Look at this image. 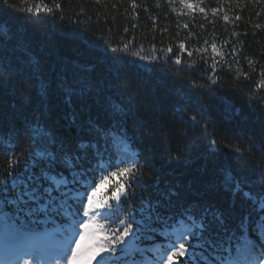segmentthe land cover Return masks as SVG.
Here are the masks:
<instances>
[{"label": "trees", "instance_id": "16d2710c", "mask_svg": "<svg viewBox=\"0 0 264 264\" xmlns=\"http://www.w3.org/2000/svg\"><path fill=\"white\" fill-rule=\"evenodd\" d=\"M64 158L74 182L46 198ZM103 180L125 192L85 222ZM261 205L264 0H0V264H52L31 244L84 224L99 264H167L180 244L173 264H264Z\"/></svg>", "mask_w": 264, "mask_h": 264}, {"label": "snow or ice", "instance_id": "6c2138e0", "mask_svg": "<svg viewBox=\"0 0 264 264\" xmlns=\"http://www.w3.org/2000/svg\"><path fill=\"white\" fill-rule=\"evenodd\" d=\"M186 7H192L191 5H186ZM50 11V10H49ZM37 12H39V9H37ZM227 19V17H225ZM184 45H181V48H183ZM213 50H215V45H213ZM179 63V61H177ZM88 70H91L89 68ZM127 127L123 128H113L109 135L113 138V146L115 149H118L121 145H123L125 148L130 147L127 142ZM82 149L86 148V144L80 145ZM37 157L39 158H47L50 162H55V146L53 145L52 148L48 150L41 149L36 153ZM63 163L67 169L65 172H61L56 175H48L47 173H44L45 178L48 180V185H39V187H43L44 192L43 196L46 198L51 199L54 196H60L61 195V189L67 190L71 183L74 182V177L71 176V169L73 168V163L70 158H64ZM132 168H125L122 169L119 172H113V177H121L124 175H127L128 173L132 172ZM107 180L101 181L99 185H94L92 187L91 194L85 193L82 197L83 204V215L84 217H87L91 212H95V208L93 207V203L95 202L96 208H103L106 204H108L110 201H120L122 193L125 192V189L121 187L119 182L116 183L114 190L112 188H108L106 190L101 191L103 188V185L107 184ZM133 183V177H129V184ZM50 186V187H49ZM36 189V191L38 190ZM99 194V198L98 197ZM36 196L35 194H33ZM41 197V196H39ZM85 199L87 203H85ZM54 202V201H53ZM261 208L264 209V205H261ZM124 221H121L120 223H123ZM115 223V221H113ZM90 225L84 224L85 228H88ZM98 228H102L103 225H97ZM131 227V224H128V227L124 229V233L126 234L128 231V228ZM102 239H106V237H100ZM120 237L117 236L116 239H119ZM84 237H81V242L77 244V251L72 254V262L71 264H75V261L79 255V250L83 244ZM5 246L10 247L13 250L17 247V237L15 235L9 234L8 237L5 240ZM185 245L180 244L179 245V251H174L170 255L167 256V264H173V257L174 256H180L182 253L185 252ZM100 251H104V247L102 245H98L96 248H94L91 252H89L86 256L81 257V259L85 261H91ZM247 257H242L241 260L243 261V264H245Z\"/></svg>", "mask_w": 264, "mask_h": 264}, {"label": "rangeland", "instance_id": "374dc122", "mask_svg": "<svg viewBox=\"0 0 264 264\" xmlns=\"http://www.w3.org/2000/svg\"><path fill=\"white\" fill-rule=\"evenodd\" d=\"M88 218V217H87ZM86 219V221H88ZM83 232H81L82 236L85 238L83 241V244L79 250V255L75 261V264H99V254L100 252L91 260V261H85L81 259V257L86 256L89 252H91L94 248H96L99 243L95 236H91L93 233L92 228L89 226L88 228L82 227ZM81 236V237H82ZM81 242V238L77 240L71 247V253L69 257H64V259L60 258L59 261L56 262V264H71L72 262V254L77 251V244ZM47 249L50 250V245H47ZM4 259V258H3ZM19 264H34L30 259H27L26 261H23Z\"/></svg>", "mask_w": 264, "mask_h": 264}]
</instances>
